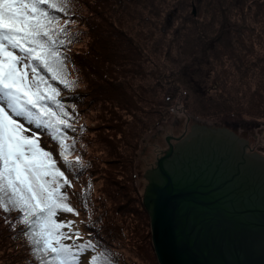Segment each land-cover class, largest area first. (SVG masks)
<instances>
[{"label": "rangeland", "instance_id": "374dc122", "mask_svg": "<svg viewBox=\"0 0 264 264\" xmlns=\"http://www.w3.org/2000/svg\"><path fill=\"white\" fill-rule=\"evenodd\" d=\"M220 2L221 0H138L137 3L133 0H67L66 12L54 13L60 18L59 26L67 28L68 39L71 41L61 49V52L67 58L65 61L67 79L75 82L74 87L66 89L56 81L51 83L60 89L59 99L70 117L69 123L72 128L66 130L65 142L71 146L69 160L72 167L65 165L60 156V146L49 135L42 134L39 143L43 149L53 154L57 166L71 181L72 186L65 187L63 191L68 196V203L79 215L58 212L54 219L64 223L74 222L73 230L79 232L81 238L65 240L64 243L75 246L92 242L95 245L94 249L89 248L87 250L91 251L82 255V264H92L93 259L98 256L108 257L111 264H159L153 246L151 217L145 215L144 227L140 232L141 238L138 239L129 225L131 219L128 217V211L134 205L129 203V198H120L122 192L125 194L127 189L131 196L136 197L134 187L125 183V175L120 172L121 167L111 163L113 146L110 147L103 141L109 124L117 123L106 119L105 109L110 107L104 106L103 103L91 105L88 98V95H91L88 93L89 86L99 81L92 75L94 72L92 68L97 64L90 56L92 44L95 43L93 33L99 30L108 31V25L100 17L106 15L120 30L126 31L140 48H145L146 44L148 47L146 52L153 59V63L150 60L153 65L162 64V60H166L164 57L160 60L155 57L157 50L155 45L159 40H164L163 43L167 46H171L173 41H176L174 45L182 44V41H188L191 29H197V37H193L196 42H192L188 49L184 50L186 53L184 58L192 64L194 59L191 54L192 47L205 46L215 37L224 21ZM222 2L225 7H229L228 1ZM237 4L236 12L228 11L227 17L232 16V21L237 24L231 33L232 44L239 45L240 41L246 44L238 46L239 55L240 53L247 55L250 52L245 62L246 69L238 68L235 58L237 50L235 49L236 52L234 50L236 53L234 55L230 51L232 46H228L227 41L223 40L218 45V54L210 53L215 58H224L222 64L219 59L212 61V57L203 59V53L197 52L199 60L203 59L200 64L203 72L199 79L205 85L206 94L195 93L188 81H185L186 85L182 79L176 81L182 86L180 96L179 94L177 96L178 106L175 107L174 104L169 118L158 132L145 133L140 140L134 173L138 178L136 184L142 202L146 191L145 176L167 156V150L176 147L175 140L183 134L190 133L195 125L222 127L237 123L240 126L238 135L247 139L253 148L264 153V20L260 15L263 24L258 21L261 19L256 17L255 13L259 10L255 7L251 13L246 12L247 15L242 16L240 12L243 7ZM193 8L196 16L193 15ZM169 15L173 20L171 25H168ZM214 23L217 26L212 29L213 37H204V32L210 34ZM243 23L245 28L240 35L236 29ZM179 33L181 34L178 35ZM245 58L244 55V61ZM147 69L153 72H145V75L150 74L149 86L150 84L153 86L161 77L156 75L158 72L154 69ZM130 75H127L126 83H131ZM110 91L115 92L111 88ZM183 104L187 105L188 111H184ZM143 106L145 110L149 109L146 104ZM33 131L39 130L33 128ZM120 148L126 155L133 152L122 143ZM77 158L82 164H76ZM137 172L141 173L140 178ZM121 186L126 188L122 191ZM11 214L9 217L12 218L14 227V229L11 227V231H19L25 227L19 222L21 213ZM96 227L104 229L97 232ZM90 229H96L95 237L90 233ZM25 230L28 232L26 227ZM62 231L67 233L69 229L64 228ZM142 239L145 240L143 246L136 243ZM32 250L34 252L33 246ZM0 264H3L1 259Z\"/></svg>", "mask_w": 264, "mask_h": 264}, {"label": "snow or ice", "instance_id": "6c2138e0", "mask_svg": "<svg viewBox=\"0 0 264 264\" xmlns=\"http://www.w3.org/2000/svg\"><path fill=\"white\" fill-rule=\"evenodd\" d=\"M67 0H0V209L21 213L20 223L41 264H79L78 256L92 242L72 246L80 239L74 222H58V212L79 215L63 191L71 181L51 152L40 146L47 134L61 149L66 166L71 146L66 130L69 114L60 101V89H71L66 57L61 49L71 41L54 13L66 12ZM27 125V126H26ZM31 126V127H28ZM33 128L39 131H33ZM30 133V134H29ZM76 164H82L79 158ZM68 228L69 232L62 229ZM92 264H111L96 257Z\"/></svg>", "mask_w": 264, "mask_h": 264}, {"label": "trees", "instance_id": "16d2710c", "mask_svg": "<svg viewBox=\"0 0 264 264\" xmlns=\"http://www.w3.org/2000/svg\"><path fill=\"white\" fill-rule=\"evenodd\" d=\"M133 1L136 3L138 2V0ZM224 1H228L227 5L229 7H225L221 0L220 7L224 21L222 22L219 31L216 33L215 37L211 36L213 27L217 26L216 22L212 25L210 34L204 32V37H213V39L205 46L196 45L195 47H192L191 54L194 56L192 64L188 63L184 58L186 56L184 50L188 49L189 44L196 42V39H193V37H197V29L194 28L191 29V36H189L188 41H182V44L177 43V45H174L173 43L176 41H173L171 46H167L163 43L164 40L157 39L159 41L155 45L157 49L155 50V57L159 60L164 57L166 60L163 59L162 64L158 63L154 65L152 64L153 59H151V56L146 52V49H148L146 44L145 48H140L126 31L120 30L119 27L108 19L106 15H100V18L108 25V31L99 30L95 31L96 33H93L95 43L92 44L90 56L93 57L97 64L95 65L96 69L94 67L92 68L94 71L92 75L99 81L89 86L88 93L91 95H88V98H90L91 105L103 103L104 106L110 107L105 109L106 119L117 123L116 125L109 124V128L106 129L107 135H104L103 141L107 142L110 147L111 145L113 146V150L111 151V157L113 160L111 163H116L121 167L120 172L125 175V183L134 187V194L136 197L134 195L131 196L129 189H127L125 194L122 192L120 198H129V203H133L134 205L133 208L128 211V217L131 219L129 225L138 239L141 238L140 232L142 231L141 228L144 227L145 215H149L142 202L140 193H138V187L136 184L138 178L136 173H134V164L138 156L136 153L139 150L140 140L145 133L148 134L153 131L158 132L159 128L162 127L163 123L169 118L171 108L174 104L175 107L178 106V102L176 101L178 94L180 96L182 86L177 84L176 81L178 82V80L182 79L184 84L185 81H188L191 85V89H193L195 93L201 95L206 94V91L204 93L205 85L199 79L203 72V68L200 64H202L201 61L203 59H210L211 57L212 61L214 59H219L221 64L224 62V58H215L210 54H218V45L222 43L223 40L227 41L228 46H232L230 51L234 55L236 54L234 53V50H237V56L235 58L237 60L238 68H245V62L250 52H245L247 55H241V53L239 55L240 48H238V46L244 42L240 41L239 45L238 43L232 44L231 33L234 32V26L237 24L232 21V16L227 17L228 11H233L235 13V6L238 3V6L243 7L240 14L245 16L247 13H251L255 7L259 10L255 13L256 17L261 19L259 18L261 15L264 20V0ZM125 8L127 7L125 6ZM258 21L263 24L262 19ZM154 22L155 21L153 20V24ZM172 22V17H170L168 25H171ZM244 28V23L241 27L238 26L236 29L237 33L241 35ZM180 34L181 33L178 35ZM116 35H119L117 39L115 38ZM159 45L161 46L160 48ZM197 52H202L204 58L199 60ZM176 53H178L177 56ZM209 54L211 56H209ZM244 55L246 57L245 61ZM156 65L158 67H156ZM204 65L208 64L204 63ZM146 67L154 69L158 72L156 75L161 77V79L156 80V83L153 86H151V84L149 86L148 83V78H150L149 73L153 72L149 71ZM145 72L149 73L145 75ZM128 74H131L130 77L132 76L131 83H126V77ZM120 79H125V81H122V83ZM145 82L148 84H145ZM110 88L115 92L111 93ZM144 104L149 107L148 110H145L143 106ZM183 107L184 111H188L187 105L183 104ZM121 143L125 148L133 150L131 155L123 153L120 148ZM137 174L138 177H141V173L137 172ZM110 180L113 181L115 179ZM125 188V186H121L122 191ZM11 213L17 214L19 212L12 211L8 213L4 212L3 209H0V259L3 264H41L40 260L32 250V245H30V242L28 241L29 238L26 235L27 231L25 230V227L19 229V231H11L13 221L12 218L9 217L12 215ZM12 228L14 229V227ZM96 228L97 230L90 229V233L94 234L96 231L101 232L104 229V227ZM128 230H130L129 227ZM141 241L137 240L136 243H140L143 246L145 240L142 239ZM72 247L74 251H77L75 246ZM90 251L91 250H85L79 254V264H82V255Z\"/></svg>", "mask_w": 264, "mask_h": 264}, {"label": "water", "instance_id": "95a60500", "mask_svg": "<svg viewBox=\"0 0 264 264\" xmlns=\"http://www.w3.org/2000/svg\"><path fill=\"white\" fill-rule=\"evenodd\" d=\"M188 134L179 136L175 145ZM171 150L158 162L160 177L150 173L158 166L148 172L143 199L159 264H264V205H240L237 197L225 194L234 177L216 163L177 162V171L162 167ZM241 216L253 222V232L234 225Z\"/></svg>", "mask_w": 264, "mask_h": 264}, {"label": "flooded vegetation", "instance_id": "af4514ba", "mask_svg": "<svg viewBox=\"0 0 264 264\" xmlns=\"http://www.w3.org/2000/svg\"><path fill=\"white\" fill-rule=\"evenodd\" d=\"M239 127L237 123L222 127L193 126L191 133L185 139H181L182 141L179 140L178 143L181 142L176 147H172L170 151L172 153L163 161L162 167L177 171L179 168L177 162L183 165L190 161V163L200 162L203 165L208 162L216 163L223 171L230 172V175L234 177V179L231 177L230 183L227 181L229 184L226 190H223L225 194L237 197L240 205H253V203L264 205V156L251 149L250 142L238 135ZM171 138L176 139V137ZM165 163L169 164L168 167ZM159 168L158 166L150 173L154 171L153 174L158 173L160 177ZM262 209L260 218L263 222L261 225H264V207ZM251 224L246 222L244 216L234 223L240 230L245 228V233H248V230L254 231Z\"/></svg>", "mask_w": 264, "mask_h": 264}]
</instances>
